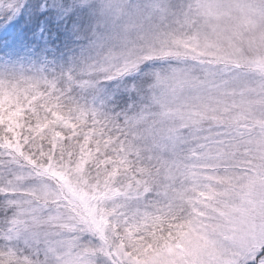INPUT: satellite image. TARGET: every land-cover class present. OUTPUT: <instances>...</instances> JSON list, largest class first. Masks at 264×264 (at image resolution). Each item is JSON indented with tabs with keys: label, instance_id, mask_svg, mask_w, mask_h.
Masks as SVG:
<instances>
[{
	"label": "snow or ice",
	"instance_id": "obj_1",
	"mask_svg": "<svg viewBox=\"0 0 264 264\" xmlns=\"http://www.w3.org/2000/svg\"><path fill=\"white\" fill-rule=\"evenodd\" d=\"M0 264H264V0H0Z\"/></svg>",
	"mask_w": 264,
	"mask_h": 264
}]
</instances>
